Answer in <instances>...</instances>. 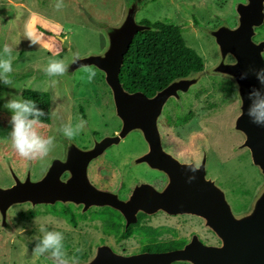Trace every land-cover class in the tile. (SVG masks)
<instances>
[{
    "label": "rangeland",
    "instance_id": "obj_1",
    "mask_svg": "<svg viewBox=\"0 0 264 264\" xmlns=\"http://www.w3.org/2000/svg\"><path fill=\"white\" fill-rule=\"evenodd\" d=\"M132 1L63 0L64 7L57 10L58 0H0V52L8 44L13 48L14 57L10 74L12 85L0 83V186L10 185L8 164L22 179L31 164L34 177L40 176V179L51 158L61 156L59 146L62 147V141L67 138L58 129L70 120L73 123L79 118L87 121L84 131L72 138L82 145L91 144L93 132L100 136L119 132L121 122L115 115L104 73L95 68L97 75L88 83L81 79L84 74L78 70L49 77L43 69L49 59H64L69 64L76 54L83 58L103 53L106 39L99 28L103 24L119 23ZM246 2L142 0L136 14L139 24L143 20H162L186 25L183 38L187 46L202 58L204 76L187 91H178L177 97L167 100L158 120L162 144L166 151L183 160L197 162L203 152L206 153L207 176L225 192L233 214L238 216L249 212L264 186V178L253 165L249 150L240 147L242 135L233 131L234 121L240 113L235 82L227 76L208 71L219 61L218 46L209 33L222 25L236 28L238 17L235 7ZM29 22L35 32L34 38L40 40L39 45L30 46L26 38ZM47 32L52 35H47ZM254 32L253 41L264 42V21ZM231 62L233 58L228 55L224 63ZM23 89L47 92L50 96V124L38 127V131L56 139L55 147L43 159H24L12 147L9 136L11 113L4 105L12 96L20 97ZM139 136L140 133L133 132L120 146L113 147L119 149H110V154L125 149L131 152L118 160L108 158L99 162L91 176L96 185L117 192L121 197H125L139 182L161 189L166 186L167 179L163 174L143 167L142 170L134 168L128 162L145 151L144 147L147 148ZM196 218L167 216L162 212L142 216L129 236L124 238L123 224L108 208H92L83 213L73 204H19L8 212L9 228L0 227V264H53L48 255L32 254L35 238L41 235V227L62 231L68 255H77L79 262L94 255L95 248L101 244H107L123 255L140 253L146 245L159 241H184L193 233L200 235L206 244H216L219 241L217 236L207 231L200 222L202 220ZM76 248L84 251L75 253Z\"/></svg>",
    "mask_w": 264,
    "mask_h": 264
},
{
    "label": "water",
    "instance_id": "obj_2",
    "mask_svg": "<svg viewBox=\"0 0 264 264\" xmlns=\"http://www.w3.org/2000/svg\"><path fill=\"white\" fill-rule=\"evenodd\" d=\"M235 7L238 17L236 28L222 25L211 30L209 35L219 49V61L208 71L231 78L235 82L240 105L239 115L234 121L233 131L243 137L241 148H247L254 166L264 178V126H258L247 115L250 101L248 94L253 86L261 85L250 74L241 80L242 72L249 68H264V42L253 41L254 29L264 21V0H246ZM141 7L139 0L132 1L124 10L119 23L103 24L99 28L106 39V48L101 54H91L68 64L67 74L78 69L79 64H88L104 73L105 83L113 97L116 116L121 122L119 132L95 141L90 149L83 150L75 143L66 142L64 160L52 162L38 180L31 178L28 166L23 179L8 164L14 183L10 187L0 186V227L8 229V210L14 206L30 202L54 204L57 201L91 206H109L126 219L127 225L136 221L137 212L154 214L163 210L169 214H191L202 218L205 225L217 236L219 246H206L196 237L183 249L164 253H140L123 256L114 253L108 246H100L94 255L79 264H264V186L259 190L250 210L240 216L234 215L226 200L225 192L215 182L205 177V158L195 167L180 164L162 148L158 120L164 105L170 97H177L178 91H187L204 76V71L171 82L154 96L147 97L141 92L130 93L119 81V72L129 46L138 32L150 28L136 22V14ZM233 62L225 64L227 56ZM239 86V87H237ZM138 132L145 140L149 152L135 163H146L150 168L166 172L168 183L162 190L149 184L133 189L127 201L117 194L95 189L87 176L90 161L107 148L118 145L129 133ZM197 170L193 173L191 169ZM67 180H61L63 173ZM195 179L189 180V177Z\"/></svg>",
    "mask_w": 264,
    "mask_h": 264
},
{
    "label": "clouds",
    "instance_id": "obj_3",
    "mask_svg": "<svg viewBox=\"0 0 264 264\" xmlns=\"http://www.w3.org/2000/svg\"><path fill=\"white\" fill-rule=\"evenodd\" d=\"M57 10L64 7L63 0H58L55 5ZM26 38L30 41V46L40 44V40L35 39V32L29 22L26 25ZM65 41L67 38H63ZM13 48L5 44L3 51L0 52V83L6 86L12 85L10 74L13 72ZM81 57L76 54L73 63H78ZM79 72L84 75L81 77L88 83H91L97 72L95 67L88 64H79ZM49 77H59L65 75L68 71V64L64 59H49L46 67L43 69ZM255 76L261 87L253 86L248 94L250 101L247 115L252 123L258 126H264V68L254 69L249 68L248 71L242 72L240 75L241 80H246L249 75ZM55 83V81H53ZM107 85V84H106ZM239 87V86H237ZM4 107L11 113L9 124L11 131L9 133L12 147L18 155L24 159L35 160L47 157L55 147L54 136H44L38 131V127L42 126L41 117H45L47 113L38 106L34 99H23L17 96H12L7 100ZM87 126V121L79 118L75 123L71 120L62 125L58 129L64 137L71 140L79 135ZM197 169L193 168L191 171L194 173ZM195 179V176L189 177V180ZM21 231L23 229H20ZM41 235L35 238V247L33 248V256L48 255L53 264H79L77 255H68L65 248V236L62 231L47 230L44 227L40 228ZM82 248H76L75 253H82Z\"/></svg>",
    "mask_w": 264,
    "mask_h": 264
},
{
    "label": "trees",
    "instance_id": "obj_4",
    "mask_svg": "<svg viewBox=\"0 0 264 264\" xmlns=\"http://www.w3.org/2000/svg\"><path fill=\"white\" fill-rule=\"evenodd\" d=\"M141 3L142 0H139ZM141 24L149 30L134 36L119 72V81L130 93L141 92L147 97L154 96L171 82L204 70V62L198 53L187 46L183 38L186 25H175L168 21ZM47 35H52L47 32ZM23 99H34L47 115L41 117L42 125L50 124V96L45 92L24 89ZM180 242L158 246L160 250L180 247ZM155 247H149V250Z\"/></svg>",
    "mask_w": 264,
    "mask_h": 264
},
{
    "label": "flooded vegetation",
    "instance_id": "obj_5",
    "mask_svg": "<svg viewBox=\"0 0 264 264\" xmlns=\"http://www.w3.org/2000/svg\"><path fill=\"white\" fill-rule=\"evenodd\" d=\"M255 38V37H254ZM259 42V41H258ZM263 58H264V55H263ZM229 61H232V59L231 58H229ZM104 80H105V78H104ZM108 87V86H107ZM109 88V87H108ZM24 90V89H23ZM45 93H47V92H45ZM49 94V93H48ZM109 96H110V99H111V102L113 101V97H112V93H111V90L109 89ZM20 98H21V96H20ZM172 98H174V97H172ZM113 105H114V103H113ZM115 108V107H114ZM82 112L84 111L83 109L81 110ZM115 115H116V112H115ZM117 117V116H116ZM120 121V120H119ZM120 128H121V126H120ZM120 130V129H119ZM133 134V132H131V133H129L124 139H122L121 141H120V143L118 144V145H113V146H111V147H109V148H107L105 151H103L102 152V154H100L99 156H97L96 158H94V159H92L91 161H90V163L88 164V167H87V176H88V180L90 181V183L92 184V186H94V188L95 189H98V190H100V191H104V192H108V193H111V194H117V196H118V198L120 199V200H122V201H127L128 199H129V197H130V195L132 194V192H133V189L135 188V187H137V186H140V185H142V184H149V185H151V186H153L152 184H150V183H147V182H139V183H136L131 189H130V191H129V193L125 196V197H121L117 192H113V191H111V190H109V189H103V188H101V187H99L98 185H96L94 182H93V180L91 179V176H92V173H93V171H94V168L99 164V162H102V161H105L106 159H108V158H110L111 160L112 159H116V160H118V158L119 157H122V156H127L131 151H129V149L127 150V149H125V150H118V151H113V152H115V154H110V149H112L113 147H118V146H120L121 145V143H122V141H126L131 135ZM114 135H116V134H112V135H107V136H114ZM100 134H98L97 132H93V134L91 135V144L90 145H88V144H86V145H82V144H80L77 140H75V139H71V140H69V139H64L63 141H62V143H61V145H62V147L61 146H59V148H60V150L62 149V152H61V156L59 157V156H54V157H52L51 158V160L48 162V164L46 165V167H45V170L42 172L43 174H44V172L50 167V165L52 164V162H54V161H56V160H64L65 159V157H66V145H65V143L66 142H69V141H71V142H73V143H75L79 148H81V149H83V150H87V149H90L92 146H93V144H94V142L95 141H100L102 138H104V137H107L106 135L105 136H100ZM161 136V135H160ZM140 137V136H139ZM142 137V136H141ZM140 137V138H141ZM142 140H143V142H141L142 143V145H145L147 148H143L145 151H143V152H141V153H139L138 155H136V156H134V158H132V159H130V160H128V162L130 163V164H132V166L134 167V168H139L140 167V170H142L143 168H147V169H151L152 171H155V172H158V173H161V174H163L164 176H165V178L167 179V183H168V175L166 174V172H164V171H160V170H158V169H153V168H150L146 163H135L136 162V160H138V158H140V157H142L143 155H145L146 153H148L149 152V149H148V146H147V144H146V142H145V140L143 139V138H141ZM161 143H162V138H161ZM162 148H163V150L166 152V153H168L169 155H171L175 160H177L180 164H193L195 167H197V166H199L201 163H202V160H203V158H205V177H206V179H211V178H209L208 176H207V169H206V163H207V158H206V153L204 154V152H203V154L201 155V158H200V160H198L197 162H194V161H190V160H183V159H180L178 156H176L175 154H173V153H170V152H168V151H166L165 150V148L163 147V144H162ZM57 149H58V147H57ZM113 149H119V148H113ZM143 149H139V151H141V150H143ZM136 151H138V150H136ZM112 153V152H111ZM108 154V155H107ZM29 165H31V164H29ZM28 165V166H29ZM7 166V165H6ZM28 166H27V168H28ZM143 167V168H142ZM7 170H8V167H7ZM27 171V170H26ZM15 172V171H14ZM8 173H9V179H10V185L8 184L7 186H2V187H9V186H11L13 183H14V181L12 180V177H11V174H10V172L8 171ZM25 174H26V172H25ZM42 174V175H43ZM30 175H31V178H32V180H37L40 176H38L37 178L36 177H34V175H33V168H32V165H31V173H30ZM69 177V174L68 173H63L62 174V176H61V180H63V181H65V180H67V178ZM20 178V177H19ZM20 179H22V178H20ZM211 180H213V179H211ZM11 182H12V184H11ZM219 188H220V186L217 184V183H215ZM167 185V184H166ZM155 189H157V190H162L161 188H157V187H155V186H153ZM226 195V194H225ZM23 204H26V203H23ZM28 204H30V205H32L30 202H28ZM57 204H63V205H67V204H73L74 206H77V207H79L80 209H81V211L84 213V212H87L88 210H90V209H92V208H100V207H103V208H108V209H110V210H112L113 211V213L115 212L117 215H118V218H119V220L121 221V223L123 224V228H124V233L122 234V236L124 237V238H127L128 236H129V234H130V232H131V230H132V227L133 226H135L137 223H138V218H140V217H142V216H152V215H154V214H156V213H158V212H162V213H164L165 215H167V216H174V217H177V216H184V217H193V218H196V217H198V216H195V215H191V214H175V215H173V214H169V213H167V212H165V211H163V210H160V211H158V212H156V213H154V214H146V213H143V212H137V214H136V221L135 222H133V223H130V224H128L127 225V223H126V219H125V217L122 215V213L121 212H119L118 210H116V209H114V208H112V207H109V206H91V207H89L87 210H84L83 208H84V205H76V204H74V203H63V202H60V201H57V202H55L54 204H36V205H57ZM36 205H32V206H36ZM14 206H17V205H14ZM13 207V206H12ZM11 207V208H12ZM65 207H68V206H65ZM10 208V209H11ZM9 209V210H10ZM9 210H8V212H9ZM198 218H200V217H198ZM198 218H196V219H198ZM202 221H200L199 219V221L201 222V224L203 225V227L208 231H211V229L209 228V227H207L206 225H205V222H204V220L202 219V218H200ZM212 232V231H211ZM212 234V233H211ZM193 237H196V239L201 243V244H203V245H206V246H219L221 243H220V241H217V243L216 244H206L203 240H202V238L200 237V235H198L197 233H193V234H191L190 235V237H189V239H187V240H176V239H174V240H166V241H159V242H155V243H151V244H148V245H146L145 247H144V249L140 252V253H164V252H172V251H176V250H180V249H183L184 248V246H186L187 244H189L190 242H191V240L193 239ZM172 242H180V244H181V246L180 247H168L167 249H162V250H160L159 248H158V246H161L162 244H169V243H172ZM100 246H108L114 253H117L116 251H114L113 250V248H111L109 245H107V244H101V245H98L96 248H95V252H96V250H97V248L98 247H100ZM149 247H155L154 249H152V250H149L148 248ZM94 252V253H95ZM140 253H136V254H140ZM117 254H119V253H117ZM121 255H123V254H121ZM131 255H135V254H131ZM131 255H123V256H131ZM186 264V262H174V263H172V264Z\"/></svg>",
    "mask_w": 264,
    "mask_h": 264
}]
</instances>
